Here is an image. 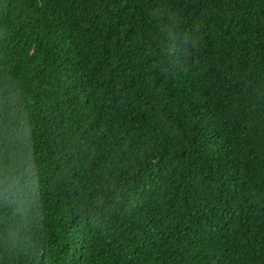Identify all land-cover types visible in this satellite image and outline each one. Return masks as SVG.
<instances>
[{
  "label": "trees",
  "instance_id": "trees-1",
  "mask_svg": "<svg viewBox=\"0 0 264 264\" xmlns=\"http://www.w3.org/2000/svg\"><path fill=\"white\" fill-rule=\"evenodd\" d=\"M0 264H264V0H0Z\"/></svg>",
  "mask_w": 264,
  "mask_h": 264
}]
</instances>
